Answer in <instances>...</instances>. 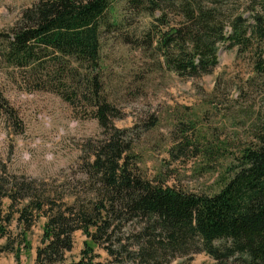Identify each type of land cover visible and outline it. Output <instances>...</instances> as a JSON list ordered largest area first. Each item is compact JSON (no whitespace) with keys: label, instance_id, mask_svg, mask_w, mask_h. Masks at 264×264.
<instances>
[{"label":"trees","instance_id":"trees-1","mask_svg":"<svg viewBox=\"0 0 264 264\" xmlns=\"http://www.w3.org/2000/svg\"><path fill=\"white\" fill-rule=\"evenodd\" d=\"M116 1L37 0L0 31V73L25 92L58 96L75 116L96 119L103 135L82 148L72 203L44 181L0 172V252L19 260L44 220L36 264H171L201 254L207 264H264V134L238 154L213 196L144 179L103 88L104 34L122 26L109 16ZM121 1L131 18L152 21L130 43L178 77L210 75L228 47L264 80V0ZM0 116L19 127L1 88ZM79 231L89 242L69 262ZM94 247L107 253L106 262L97 261Z\"/></svg>","mask_w":264,"mask_h":264},{"label":"rangeland","instance_id":"rangeland-1","mask_svg":"<svg viewBox=\"0 0 264 264\" xmlns=\"http://www.w3.org/2000/svg\"><path fill=\"white\" fill-rule=\"evenodd\" d=\"M36 1L0 0V31L10 28ZM113 11L109 16L122 26L104 34L103 88L119 111L115 128L128 131L133 140L141 175L192 194L219 193L238 154L264 134V80L256 78L249 60L238 58L237 50L228 47H221L219 64L210 75L180 78L146 49L130 43L133 32L142 37L151 19L131 18L121 0ZM0 88L20 122L16 127L0 116V172L44 181L72 203L82 148L103 137L98 121L75 116L54 94L19 89L5 73H0ZM43 224L44 220L30 231V248L22 250L19 260L14 253L0 252V264H36ZM88 242L82 232L75 233L67 260H80ZM94 254L98 262L108 260L98 247ZM171 264L207 263L195 256Z\"/></svg>","mask_w":264,"mask_h":264},{"label":"crops","instance_id":"crops-1","mask_svg":"<svg viewBox=\"0 0 264 264\" xmlns=\"http://www.w3.org/2000/svg\"><path fill=\"white\" fill-rule=\"evenodd\" d=\"M198 256H203L206 259V263L212 262V260L208 256H206L204 254H201V255H198Z\"/></svg>","mask_w":264,"mask_h":264}]
</instances>
